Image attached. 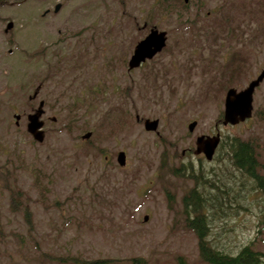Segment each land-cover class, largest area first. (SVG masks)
<instances>
[{
    "label": "rangeland",
    "instance_id": "rangeland-1",
    "mask_svg": "<svg viewBox=\"0 0 264 264\" xmlns=\"http://www.w3.org/2000/svg\"><path fill=\"white\" fill-rule=\"evenodd\" d=\"M45 1L0 0V264H177L178 256L205 264L182 209L194 181L173 172L186 165L218 184L202 190L211 243L264 253V191L232 165L226 145L233 136L251 143L264 178V78L251 115L221 123L226 88L264 67V0ZM143 22L165 30V45L127 69ZM40 99L36 141L25 124ZM146 117L158 119L157 133L143 128ZM216 130L207 160L194 139Z\"/></svg>",
    "mask_w": 264,
    "mask_h": 264
},
{
    "label": "trees",
    "instance_id": "trees-1",
    "mask_svg": "<svg viewBox=\"0 0 264 264\" xmlns=\"http://www.w3.org/2000/svg\"><path fill=\"white\" fill-rule=\"evenodd\" d=\"M174 0H167V2ZM164 4V0H161ZM228 149L227 154L230 157L232 165L240 172L252 179L255 185L264 191V178L256 171L258 164L255 151L246 140L240 139L236 136L230 137L226 143ZM180 166L173 169L174 173L186 174L194 181V185L190 187L181 197L182 209L185 214V225L191 229L196 237L197 254L205 264H262L264 261V253L260 250L254 249L251 244L246 243L240 246L236 251L230 252L218 248L211 243L208 236L209 225L207 221V213L204 209L205 203H208L206 195L203 193L204 185L208 184L214 188H218V184L211 182L205 178L201 169L194 172L190 165H186L183 170L179 172ZM11 206L13 208H22L24 218L29 221L30 215L28 208L21 204L17 197L11 195ZM132 261L139 262L140 260ZM81 264H108L107 258H91L87 260L77 259ZM177 264H186L181 256L176 258ZM135 264V263H133Z\"/></svg>",
    "mask_w": 264,
    "mask_h": 264
},
{
    "label": "water",
    "instance_id": "water-1",
    "mask_svg": "<svg viewBox=\"0 0 264 264\" xmlns=\"http://www.w3.org/2000/svg\"><path fill=\"white\" fill-rule=\"evenodd\" d=\"M11 22L8 21L6 27H10ZM166 32L164 29H158L155 25L149 27L148 31L140 37L133 45L132 52L127 59V69L136 67L139 63L146 58L152 57L156 52L161 50L165 45ZM264 78V67H262L259 72L251 79L248 80L245 86L236 89L234 86H229L224 91L223 95V108L221 123L222 124H234L251 115L252 111V92L258 83ZM40 83H37L29 95L33 97L36 95ZM43 100H38L36 107L26 114V124L25 128L31 135V137L40 141L43 138L42 124L43 120L40 117L43 112ZM13 117L15 119L14 123L17 124L19 118L18 113H14ZM137 118V117H136ZM157 118H144L142 121L143 128L145 130H151L157 133ZM195 124V120L192 119L187 123V129L192 130ZM90 134V131H85L80 136L81 138H86ZM219 141V132L216 130L214 134H198L195 139V153H202L205 159L209 160L212 157L215 147ZM115 160L119 165L124 164L125 153L123 150H118L115 154ZM146 215L143 216V219Z\"/></svg>",
    "mask_w": 264,
    "mask_h": 264
},
{
    "label": "flooded vegetation",
    "instance_id": "flooded-vegetation-1",
    "mask_svg": "<svg viewBox=\"0 0 264 264\" xmlns=\"http://www.w3.org/2000/svg\"><path fill=\"white\" fill-rule=\"evenodd\" d=\"M38 1H39V2H38ZM44 1H45V0H44ZM44 1H43V0H16V4L19 5V4H23V3H27V2H30L29 4H31V2H33V3L38 2V4H40V2L43 3ZM45 2H46V1H45ZM50 5H51V4H49V5H48V4H47V5H43L44 7H43V9L41 10V12H40V14H39V16H38L39 19L43 18V16L49 12ZM60 6H61V3H60L59 1L54 2L53 5L51 6V11H52V12H57L58 9L60 8ZM8 21L11 22L10 27H6V24H7ZM25 22H26L27 24H29V21L25 20ZM13 26H14V24H13V20L9 19V20H7V21L5 22V26H4V28H3V31H4V32H7L9 29L11 30V28H13ZM141 26L144 28V27L146 26V24L143 22ZM150 26H152V24H150L148 27L146 26L147 31H148V29H149ZM147 31H146V32H147ZM147 59H149V58H146L145 60H147ZM145 60L141 61V62L139 63V65L142 64ZM136 67H137V66H136ZM133 68H134V67H133ZM40 86H41V83H40ZM33 89H34V88H33ZM37 92H38V91H37ZM36 94H37V93H36ZM34 97H35V96L30 97V98H34ZM28 98H29V97H28ZM219 139H220V136H219ZM218 142H219V141H218ZM198 154H202V153H198Z\"/></svg>",
    "mask_w": 264,
    "mask_h": 264
}]
</instances>
